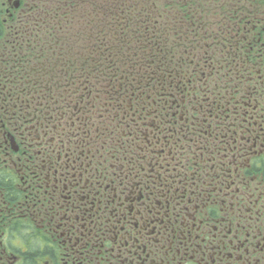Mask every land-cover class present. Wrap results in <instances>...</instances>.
I'll return each instance as SVG.
<instances>
[{
	"label": "flooded vegetation",
	"instance_id": "af4514ba",
	"mask_svg": "<svg viewBox=\"0 0 264 264\" xmlns=\"http://www.w3.org/2000/svg\"><path fill=\"white\" fill-rule=\"evenodd\" d=\"M36 1L0 0V264H264V0H110L41 53Z\"/></svg>",
	"mask_w": 264,
	"mask_h": 264
},
{
	"label": "trees",
	"instance_id": "16d2710c",
	"mask_svg": "<svg viewBox=\"0 0 264 264\" xmlns=\"http://www.w3.org/2000/svg\"><path fill=\"white\" fill-rule=\"evenodd\" d=\"M36 3L46 6L51 14V17L46 20L40 17L42 22L40 31L34 34L37 37L34 42L38 43L39 47H42L43 35L49 36L50 39L74 33L82 37L102 35L106 29V22L107 24L110 22L109 15L115 6V3L110 0H96L86 7L79 0H37ZM49 44L43 46L41 50L38 48V53L48 51L50 47H46Z\"/></svg>",
	"mask_w": 264,
	"mask_h": 264
}]
</instances>
